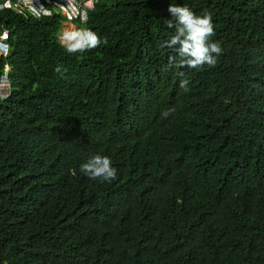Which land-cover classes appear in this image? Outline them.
I'll use <instances>...</instances> for the list:
<instances>
[{
	"label": "trees",
	"instance_id": "1",
	"mask_svg": "<svg viewBox=\"0 0 264 264\" xmlns=\"http://www.w3.org/2000/svg\"><path fill=\"white\" fill-rule=\"evenodd\" d=\"M173 3L212 14L214 67L169 64ZM64 19L0 8V264H264V0H98L74 55Z\"/></svg>",
	"mask_w": 264,
	"mask_h": 264
},
{
	"label": "clouds",
	"instance_id": "2",
	"mask_svg": "<svg viewBox=\"0 0 264 264\" xmlns=\"http://www.w3.org/2000/svg\"><path fill=\"white\" fill-rule=\"evenodd\" d=\"M88 1H93V8L87 10V13H85L86 19L84 21H81V17L77 19H68L62 14L65 18L64 22L81 27L78 29L65 30L59 37L61 46L64 47L68 54H83L86 51L99 47L102 43H107L106 38L102 40L96 32L90 29H83L88 21L90 11L95 8L98 0ZM29 3H33V0H29ZM32 11L37 16L41 14L46 16L54 15H47L48 9L44 6L38 8L34 7ZM168 11L172 19L166 22V26L170 29H174L173 34L164 42L165 46L172 49L174 53V55L169 57V64L175 67H187L190 69L203 68L205 65L214 67L217 63V57L223 50L218 43L213 42L211 39L215 35L212 14L205 13L203 15H198L187 5L181 6L175 3L169 6ZM75 20H79V24L75 23ZM7 45L8 55L4 56L3 54L5 53L0 50V58L9 57L10 49L8 42ZM57 71H60V68H57ZM7 73L8 70L5 71L0 83V94L2 96L6 93H8V96L10 92L9 89L11 88ZM188 84L189 81L183 79L180 82V87L188 91ZM172 111H174V109H168L164 111L162 115L168 117ZM80 172L102 183L112 182L118 176V170L113 167L110 157L99 154L89 157L88 160L80 166Z\"/></svg>",
	"mask_w": 264,
	"mask_h": 264
},
{
	"label": "built area",
	"instance_id": "3",
	"mask_svg": "<svg viewBox=\"0 0 264 264\" xmlns=\"http://www.w3.org/2000/svg\"><path fill=\"white\" fill-rule=\"evenodd\" d=\"M44 6L48 9L47 15H52L55 13H61L68 19H77L81 17V21L86 19L85 13L88 9L93 8V1L88 0H33V3H29V0H18L17 3L13 4L10 0H5L4 3L0 4V8L10 7L15 12L19 13L21 10L31 14L34 18H42L46 16L41 14L39 16L35 15L32 11L34 7L38 8ZM9 40L8 31L4 30L0 34V50L8 55V45Z\"/></svg>",
	"mask_w": 264,
	"mask_h": 264
},
{
	"label": "rangeland",
	"instance_id": "4",
	"mask_svg": "<svg viewBox=\"0 0 264 264\" xmlns=\"http://www.w3.org/2000/svg\"><path fill=\"white\" fill-rule=\"evenodd\" d=\"M78 28H81V27L80 26H76V25L71 24V23H68V22H63L62 23L61 31L59 32L58 39H59V37H60V35L62 34L63 31H65V30H71V29H78ZM83 29H85V28H83ZM7 94L8 93H6L5 95H3L2 97H6Z\"/></svg>",
	"mask_w": 264,
	"mask_h": 264
}]
</instances>
